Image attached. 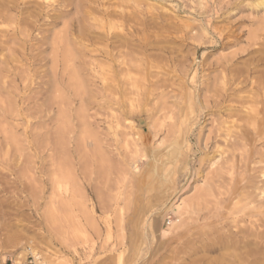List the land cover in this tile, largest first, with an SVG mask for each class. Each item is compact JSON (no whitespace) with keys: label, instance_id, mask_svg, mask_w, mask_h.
I'll return each mask as SVG.
<instances>
[{"label":"rangeland","instance_id":"1","mask_svg":"<svg viewBox=\"0 0 264 264\" xmlns=\"http://www.w3.org/2000/svg\"><path fill=\"white\" fill-rule=\"evenodd\" d=\"M133 1L117 0L129 13ZM137 1L134 20L158 12L187 27L169 34L173 60L82 73L84 90L24 67V7L6 13L0 29L20 33L0 47V264H264V77L230 82V100L218 65L264 56V8Z\"/></svg>","mask_w":264,"mask_h":264},{"label":"bare ground","instance_id":"2","mask_svg":"<svg viewBox=\"0 0 264 264\" xmlns=\"http://www.w3.org/2000/svg\"><path fill=\"white\" fill-rule=\"evenodd\" d=\"M106 3L104 0H15L14 4H12L11 2H8V0H0V25L14 20V17L6 15L7 12L15 11L16 16L18 17L19 14L17 15V13H19V11H21L24 7V56L27 57L24 61V67L37 68L38 66L39 68H49L52 72H54V75L59 76L60 82H64L65 80L67 84L66 88L73 87L74 89L84 90L86 85H90L92 81L88 80L86 76L82 75V73L103 71L105 69L119 72L123 68H162L167 65L166 62L169 61L170 54H172L175 50L174 48H170L168 46L172 40L169 34L176 30L184 33L185 30H187V27L173 25L167 21L168 19L166 20V18L158 12H152L151 18H148V20L146 18H138L137 20H134V15L138 16L142 9L141 1H133L132 5H130L131 7L125 3L129 8H131L130 13L126 12L125 8H123V3H118L117 0H108ZM256 6L258 8H264V0H257ZM136 18L137 17H135V19ZM58 26H60V28L56 31L55 29ZM136 30H139L137 33H142L144 35L143 38H136ZM147 31L153 32L146 35ZM34 32L37 33L35 36H33ZM19 33L8 35L6 30L0 29V47L2 49H6L12 40L16 41L19 39ZM180 40L185 41V38L180 37ZM213 44L214 43L211 45L209 44L210 47L208 48H213ZM216 44L217 43H215V45ZM197 45L201 47V44L198 43ZM219 47L224 48L225 45L219 44ZM45 54L47 58L43 56ZM135 54H139L143 59L137 60L134 56ZM127 56L130 57V60L125 59ZM250 60L251 63H249V66L244 63L240 67H233V64H230L228 61L224 64L218 63L223 71L226 72L227 75H230L227 81H225V78L221 79L219 90L226 94V87L230 84V82L244 85L252 83L257 84V86L260 87L262 84L261 78L264 77V71L259 70V67L264 66V56L260 55L256 58H251ZM4 63H6V60ZM206 66L207 65H205V67ZM189 67H192V64ZM212 69L214 70V68ZM253 74L257 75L253 78L254 81L251 80V75ZM194 75L191 78V82L194 79ZM99 82H102L101 84H103L104 79H100ZM154 84L158 83L155 82ZM123 86L124 85H122V87ZM230 97H232V95L227 93L226 98L229 99ZM232 145H235V142H232L231 146ZM246 190H248V188ZM177 207L178 206H175L173 208L175 212L178 211V209H176ZM260 238L257 239L260 240ZM244 241L243 245H245V247L246 245L248 246V239H245ZM243 245H241V247ZM197 248L198 249H195L196 251H202L203 253L208 252L209 254L212 251V246H208V243L207 245L202 243ZM243 258L247 259L250 258V256L248 254ZM196 259L198 258H195V260Z\"/></svg>","mask_w":264,"mask_h":264},{"label":"built area","instance_id":"3","mask_svg":"<svg viewBox=\"0 0 264 264\" xmlns=\"http://www.w3.org/2000/svg\"><path fill=\"white\" fill-rule=\"evenodd\" d=\"M3 264H37L35 257H28L25 261L7 259Z\"/></svg>","mask_w":264,"mask_h":264}]
</instances>
